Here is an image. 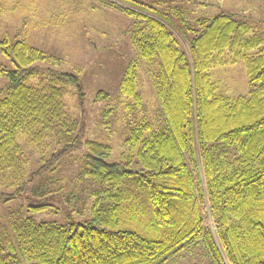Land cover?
<instances>
[{
  "label": "trees",
  "instance_id": "trees-1",
  "mask_svg": "<svg viewBox=\"0 0 264 264\" xmlns=\"http://www.w3.org/2000/svg\"><path fill=\"white\" fill-rule=\"evenodd\" d=\"M98 2L129 19L127 33L146 67L163 127L147 133L148 125L132 127L126 153L109 162L110 146L82 140L80 119L66 110L69 87L79 102L83 98L79 76L56 68V58L16 33L0 36V54L11 63L0 64L6 79L0 90V184L9 177V185H17L9 196L0 192V202L30 181L22 178L20 131L35 148L55 149L45 166L83 143L78 179L101 185L95 195L102 201L91 220L65 224L35 221L19 208L0 211V264H165L193 245L208 264H264V51L238 53L260 40L249 23L226 11L188 24L138 0ZM226 51L244 61L247 92L234 98L217 93L211 77ZM136 79L130 60L119 90L139 102ZM144 206L163 229L157 238L114 228L122 212L140 213Z\"/></svg>",
  "mask_w": 264,
  "mask_h": 264
},
{
  "label": "rangeland",
  "instance_id": "rangeland-1",
  "mask_svg": "<svg viewBox=\"0 0 264 264\" xmlns=\"http://www.w3.org/2000/svg\"><path fill=\"white\" fill-rule=\"evenodd\" d=\"M117 1V0H112ZM156 5L170 18L184 19L188 24L202 16L220 11L232 13L251 26V35L260 40L253 49L239 50V54H257L264 51V0H138ZM159 5H157V3ZM262 21V26L257 23ZM129 19L105 7L98 0H0V36L6 32L24 38L31 46L57 59L55 67L75 72L83 87L79 102L74 88L64 96L67 112L80 119L83 139H94L111 148L109 162L120 159L127 151L125 139L134 126L157 130L163 127L164 118L151 86L146 67L130 42L127 33ZM176 33L177 31L168 24ZM181 46L185 42L176 33ZM237 55V54H236ZM226 51L221 62L212 70L217 93L234 98L247 92V79L242 56ZM137 65L134 96L119 90L121 74L127 63ZM0 64L11 66L0 54ZM50 64V63H48ZM6 79L0 75V90ZM35 83V80H32ZM100 92L103 97H98ZM1 95V94H0ZM82 103V105L80 104ZM19 155L23 162V180L30 179L13 198L0 202V211L21 209L35 221H53L65 224L91 220L95 209L102 206L96 198L97 188L89 178L78 179L81 161L87 149L83 143L67 151L62 157L46 160L54 148H35L28 137L18 132ZM44 154V156H41ZM43 165L39 171L40 166ZM38 171V173H36ZM33 177V179H32ZM32 179V180H31ZM8 177L0 184V192L7 196L15 192ZM44 190H55L42 194ZM47 203L50 206L30 211L28 206ZM115 229L136 231L149 238H157L162 228L157 227L146 206L138 213L125 210ZM23 264H31L28 261ZM165 264H208L205 252L197 245L188 246L171 255Z\"/></svg>",
  "mask_w": 264,
  "mask_h": 264
}]
</instances>
